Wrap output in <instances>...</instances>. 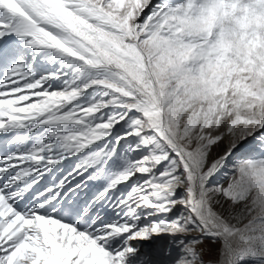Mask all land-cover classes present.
I'll use <instances>...</instances> for the list:
<instances>
[{"label": "snow or ice", "instance_id": "snow-or-ice-1", "mask_svg": "<svg viewBox=\"0 0 264 264\" xmlns=\"http://www.w3.org/2000/svg\"><path fill=\"white\" fill-rule=\"evenodd\" d=\"M0 136V264H264V0H0Z\"/></svg>", "mask_w": 264, "mask_h": 264}, {"label": "rangeland", "instance_id": "rangeland-1", "mask_svg": "<svg viewBox=\"0 0 264 264\" xmlns=\"http://www.w3.org/2000/svg\"><path fill=\"white\" fill-rule=\"evenodd\" d=\"M153 2H159V0H153ZM119 130V129H117ZM99 143V142H97ZM252 142L249 141L247 145H245L244 147H242L240 150H238L235 155L232 157L233 160L239 159V158H245L248 156H254V157H259V152H246L245 149L248 147V145H250ZM122 147H126L127 146V142L122 141L121 142ZM82 159V157L80 158ZM77 163H79V160L77 158V160H75V162L73 164L68 165L67 167H65V172H70L67 170L68 167H71L72 169L77 165ZM133 183H135V181H133ZM94 191V190H93ZM92 195V194H91ZM109 211L107 209H105L104 211L100 212L101 217H103L105 220H111L114 219V214L111 212L110 215L108 213ZM175 215V214H173ZM109 218V219H108ZM147 221L142 220L141 224L146 223ZM193 235H197V233H193ZM159 244H165L164 240H161L158 242ZM205 247L206 248H210L211 252L210 254L205 255L204 259L205 261H208L209 259L215 260L216 259V249L219 247L218 244H208L207 242H205Z\"/></svg>", "mask_w": 264, "mask_h": 264}]
</instances>
